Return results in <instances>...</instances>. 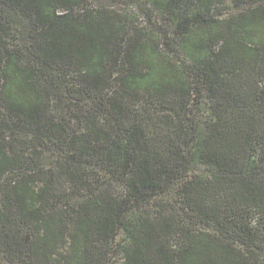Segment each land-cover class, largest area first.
<instances>
[{"label": "trees", "instance_id": "16d2710c", "mask_svg": "<svg viewBox=\"0 0 264 264\" xmlns=\"http://www.w3.org/2000/svg\"><path fill=\"white\" fill-rule=\"evenodd\" d=\"M181 1L135 0L117 11L99 0H0V121L17 118L33 139L63 153L56 169L0 189V264L103 263L107 250L95 257V242L105 248L113 239L130 201L198 164L210 175L180 182L181 217L162 209L154 220L137 218L132 230L134 219L125 225L131 246L124 264H264L249 227L253 209L264 212V0H231L263 6L226 18L223 0H193L198 9L186 18L172 13L174 34L164 36L156 29ZM10 13L29 24L35 62L72 63L74 92L95 96L97 109L86 113L72 95L54 105L56 113L65 105L67 119L51 113L31 59L24 63L22 48L11 47ZM202 97L209 108L200 123ZM99 112L106 128L98 126ZM7 145L0 141V181L23 166ZM88 166L109 171L128 193L56 208L59 184L79 192L101 182ZM35 181L42 187L34 190ZM190 224L211 231L193 232Z\"/></svg>", "mask_w": 264, "mask_h": 264}, {"label": "rangeland", "instance_id": "374dc122", "mask_svg": "<svg viewBox=\"0 0 264 264\" xmlns=\"http://www.w3.org/2000/svg\"><path fill=\"white\" fill-rule=\"evenodd\" d=\"M100 3L104 4L106 7H115L117 11H122L125 7H132L137 4L135 0L130 1H116L113 0H99ZM223 10L222 18H226L228 15L237 16L241 13L248 12L252 8H260L263 5L260 1H254L249 4V6L244 5L243 7L235 6L231 0H223ZM198 7L195 6L193 0H182L179 4H173L170 14L165 13L163 21L160 23V28H157V31H161L164 36H171L174 34V25L173 20L171 19L172 13L178 15L179 18H186L192 16L195 10ZM226 16V17H225ZM12 21V46L13 48L19 47L22 48V54L25 56L24 63H27L26 58H30L31 62L29 65L31 69L36 72V81L40 84L39 90L49 97V104L51 105V113L56 114V117L59 116L67 119L68 109L66 112V107L63 104H60L57 108L58 113L55 112V102L57 99H67L69 96H77L78 99L75 102L80 104L83 109L88 112H92L93 109H97L95 105V96L86 94L82 90H79L77 93L76 90L77 83L74 82L75 68L73 64H68L67 66L53 65L50 66L48 63L43 61L35 62L34 58L31 55V50L33 49L29 40V24L26 19L19 15L18 13H10ZM142 23V20H141ZM155 24H158L156 22ZM261 35L260 31H256L255 36ZM182 57V56H181ZM29 59V60H30ZM185 62L187 61L184 59ZM192 62V60H188ZM28 64V63H27ZM80 88V85H78ZM85 106V107H84ZM81 108V109H82ZM93 108V109H92ZM209 108V102L207 98L202 97L199 99V102L195 106L196 118L200 122L207 120V113ZM76 109V108H74ZM104 112L98 113V126L107 127L108 120ZM200 122V123H201ZM8 126V127H7ZM0 141L2 143L11 144L14 147V152L6 148L9 155L19 156L20 161L23 162V166L18 170H11L6 173L5 178L0 181V189L7 185L8 180H19L23 177H32L34 173L45 172L47 170L56 169L57 162L61 160L62 150L57 148L56 145H50L48 141H43L42 139L34 138V130L32 128H23L21 122L15 118L14 122H1L0 121ZM3 138V139H1ZM8 146V145H7ZM34 160L35 164L34 165ZM90 172L95 171L99 176L101 182L98 185H93L91 189H82V191L74 192L70 185L59 184L56 187L57 194L61 195L56 201V208L64 209H76L79 207V204L82 203L88 197L109 194L117 199L124 197L127 192V187L124 182L119 181L112 177V174L103 169L101 166H95L90 168ZM210 175V170L202 164L191 166L188 169V172L183 174L181 179L173 180L172 184H169L165 187H161L155 193L151 192L144 198L131 200L129 205L125 207L122 213L119 216L118 227L115 232L113 239L102 248L100 242H95V247L97 246L98 250H93L95 257H98V253L102 250H107V255L100 264H124L125 250L131 246V237L128 235V230L125 229V225L131 221V218L134 219L131 221L129 229L132 230L133 223L137 218L147 217L149 220H154L160 210H164L163 214L165 216H182V204L179 196V186L180 182H185L186 180L191 179L193 176H199L201 178H207ZM31 186L34 190H37L42 187V181H35L31 183ZM2 206V204H0ZM135 217V218H134ZM249 227L251 230V246L254 249V246L259 250V253L262 256L264 261V250L259 248L260 242L264 240V212L253 209L251 215L249 216ZM189 228L193 231H211L209 228L203 227L202 225L190 224ZM177 241H173L172 247L175 248ZM62 252L65 254L69 252L67 246L63 248ZM0 261H4L3 256L0 254Z\"/></svg>", "mask_w": 264, "mask_h": 264}]
</instances>
